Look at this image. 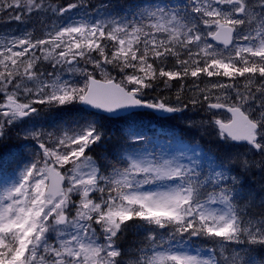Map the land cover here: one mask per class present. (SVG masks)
I'll return each mask as SVG.
<instances>
[{"label": "snow or ice", "instance_id": "1", "mask_svg": "<svg viewBox=\"0 0 264 264\" xmlns=\"http://www.w3.org/2000/svg\"><path fill=\"white\" fill-rule=\"evenodd\" d=\"M91 7L0 0L8 21L59 18L42 36L0 43V144L12 130L34 142L0 191V264H264V0H164L123 15ZM186 78L174 102L150 96ZM77 104L109 114L191 105L210 113L224 155L195 146L149 159L130 126L115 163L98 164L88 154L104 143L97 120L73 118L58 133L32 122L44 108L71 116ZM250 174L262 177L259 190ZM129 233L138 239L125 246Z\"/></svg>", "mask_w": 264, "mask_h": 264}, {"label": "trees", "instance_id": "2", "mask_svg": "<svg viewBox=\"0 0 264 264\" xmlns=\"http://www.w3.org/2000/svg\"><path fill=\"white\" fill-rule=\"evenodd\" d=\"M54 2L67 3L68 0H54ZM162 2H164V0H90V10H95V8L91 7V5H100L105 3L111 4L114 12H118L123 15L126 14L129 5ZM6 20V17L0 15V22ZM171 67L172 65H169V68ZM113 75L116 76V73H113ZM116 79L119 81L120 77L116 76ZM202 79L204 81L208 80L206 77H203ZM211 79L216 80V77ZM171 83L174 85L172 89H164L163 85H161L160 88L152 91L153 93H150V96H156L157 94L162 93L171 97L172 100L175 101V93L179 88V85L184 83L186 86H189L193 83V80L192 78H186L184 81H172ZM197 83L200 82L197 81ZM200 86L204 87V83H200ZM240 86L242 87L243 85L241 84ZM190 95H192V92L188 87H186L185 96L187 97ZM188 108H190V112L195 115L194 120L191 123H184L176 116L167 119H158L149 113H139L135 114L134 117L132 116L128 119L120 120L96 119L102 126L101 130L104 133V143L98 147L95 152H90L88 154L92 155L93 158L97 160L98 164H106L109 161L115 163L116 158L121 154V149L131 143L127 138V131L130 126H135L137 130L143 131V136L145 137L144 141L135 145L140 153L148 152L150 150L152 152L151 156L154 155L161 157L164 153L171 152V154L175 157H184L192 154L191 150L193 147L199 146L203 149L205 154L212 153L215 156L223 157L224 148L222 145L224 142L216 135V128L207 123V121L211 119L210 113H207L199 108L194 109L191 105H189ZM78 110L81 109L78 108ZM83 117L89 119L90 115L82 110L77 111V114L72 118L82 120ZM202 123L203 126H201ZM189 125L192 126L189 127ZM6 144H8V150L0 154V172L3 175H7L6 172L9 169V175H11L14 165L21 160V156H27V154L32 155L33 151L28 153L20 146H13L8 142H6ZM3 148H6L5 144L3 145ZM28 158L31 157H27V159ZM204 164L207 166L206 160H204ZM108 171H111V169L109 168ZM249 179L251 180V178ZM260 182H262V177ZM259 187L257 190H259ZM137 239L138 238L136 236L129 233L122 241V244L127 246L136 243Z\"/></svg>", "mask_w": 264, "mask_h": 264}, {"label": "rangeland", "instance_id": "3", "mask_svg": "<svg viewBox=\"0 0 264 264\" xmlns=\"http://www.w3.org/2000/svg\"><path fill=\"white\" fill-rule=\"evenodd\" d=\"M91 12H95V10ZM57 23H59V18L53 16L50 13L47 15L41 14L39 17L33 15L31 19H25L23 23H20L17 21H8V20L2 21L0 22V43H3L6 40H10L12 38H19L25 32L33 33L34 37L42 36L46 30L50 29L54 24H57ZM81 66H83V62H81ZM150 93H153V92L150 91ZM70 107H73L74 109L78 110L79 105H74ZM57 112H58V109L44 108L40 111L39 116L34 115L32 118V122L34 123L36 129L43 131L45 133L47 132L58 133L62 129L72 126L71 120L73 119L72 117L77 114V111H73L70 117H68L69 116L68 113L67 114L62 113L61 116H63V119L57 116ZM194 116H195L194 114L186 112L184 115L180 117V119L184 123H191L194 120ZM226 117L227 116L222 115L221 119H224ZM83 119H86V118L83 117ZM89 119L96 120V116L90 115ZM134 128L136 129V131L144 134L142 130H137L135 126ZM128 135H129V130L127 131V138H128ZM8 138L9 140H11V145L15 144L17 146H20L23 143L24 146H26L27 148L31 149L32 151L34 150V148L29 145L28 141L23 138V134L18 133L16 130H12ZM32 142L33 141H31V144ZM6 150L7 149H0V154ZM140 154L146 155L148 156L149 159H152L151 157L152 152L150 150L148 152H142ZM31 156L32 155L21 156V157H31ZM172 158H183V157L181 156L175 157L173 154H171V152H166L161 157H158L157 160L163 161L164 159H172ZM30 159L31 158H28V159L22 160L21 162H18V164L14 166L12 174H15L17 171H19L20 167L23 166L25 162L29 161ZM17 178H18V172L13 177L4 178L1 183L0 191H2L3 187L9 185L13 180Z\"/></svg>", "mask_w": 264, "mask_h": 264}, {"label": "water", "instance_id": "4", "mask_svg": "<svg viewBox=\"0 0 264 264\" xmlns=\"http://www.w3.org/2000/svg\"><path fill=\"white\" fill-rule=\"evenodd\" d=\"M81 106L84 109H86L87 111H91V112H94V113H97V114H100V115H105V116L110 117V118H119V117L128 115L130 112L133 113V112H137V111H150V112H153L156 115H159L161 117L174 115V114H166V113L155 112V111L150 110V109L118 110V114H109V113L103 112L102 110L92 109V108L84 106V105H81ZM177 114H179V113H177Z\"/></svg>", "mask_w": 264, "mask_h": 264}]
</instances>
